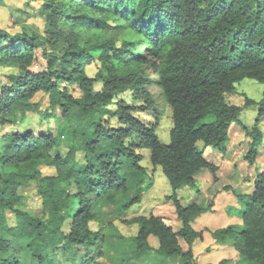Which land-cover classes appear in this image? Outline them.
<instances>
[{
	"label": "trees",
	"instance_id": "trees-1",
	"mask_svg": "<svg viewBox=\"0 0 264 264\" xmlns=\"http://www.w3.org/2000/svg\"><path fill=\"white\" fill-rule=\"evenodd\" d=\"M42 2L43 33L0 28V62L17 69L1 87L0 125L19 124L38 111L32 99L44 92L52 111L62 109L74 145L63 156L51 135L0 136V264H102L96 257L104 254V237L91 226L100 221L96 203H124L128 210L142 201L151 181L142 164L144 148L170 182L167 200L181 226L175 229L170 218L154 213L132 219L138 225L131 237L134 252L146 255L147 264H161L165 257L197 264L194 242L203 234L192 222L209 207L184 205L177 192L195 186L203 169L219 180V166L205 150L224 152L231 126L242 124L240 115L250 106L257 107V117L250 128L242 124L249 141L244 158L251 166L257 162L264 90L260 101L245 96L236 104L228 97L239 93L236 84L244 78L264 85V0ZM39 58L46 71H30ZM94 61L98 68L91 76L87 67ZM153 83L171 108L169 143L157 133L158 117L147 124L136 115L155 107ZM126 92L143 105L129 104L122 97ZM42 165L55 173L44 175ZM257 173L252 193L239 195L242 224L212 233L217 244H232L248 264H264V170ZM32 183L48 210L46 220L19 208L25 200L20 189ZM6 210L15 213V232L7 228Z\"/></svg>",
	"mask_w": 264,
	"mask_h": 264
},
{
	"label": "rangeland",
	"instance_id": "rangeland-1",
	"mask_svg": "<svg viewBox=\"0 0 264 264\" xmlns=\"http://www.w3.org/2000/svg\"><path fill=\"white\" fill-rule=\"evenodd\" d=\"M42 4V0H0V28H4L11 33L21 32L25 29H31L30 33L33 31L43 33L46 28L44 15L41 12ZM97 68L98 63L94 61L87 67L88 74L94 76ZM16 70L14 66L2 65L0 62V91L2 85L7 82L8 75ZM29 70L35 73L46 71L44 60L39 58ZM236 87L239 93L228 97L231 103L242 104L245 96L257 101L263 98L264 85L256 79L244 78L236 84ZM97 88H100L99 84ZM150 89L153 91L155 107L138 112L136 115L147 124H153L158 117L159 126L157 133L162 141L169 143L170 130L173 127L171 108L165 103L155 83L151 85ZM71 91L75 95L80 94L79 90L73 87ZM122 97L129 104L143 105L144 103L142 100L136 99L131 92L124 93ZM32 101L37 103L38 111L28 112L19 124L0 125V136L17 133L21 135L31 133L35 136L42 134L51 135L57 137L59 141L57 152L65 156L69 148L74 145V140L64 124L62 109L58 108L56 111H52L50 97L44 92H38ZM40 111L53 112V114L44 118ZM256 117L257 107L250 106L244 108L240 115V120L242 124L250 128L254 124ZM112 123L116 124V121L113 120ZM242 124L234 122L233 126H231L229 131L230 139L225 143L224 152L213 147H208L205 150L207 159L219 166V174L221 173V177L217 180L219 182L213 186V181L212 183L209 181L211 184L204 187L203 185L206 184V181L201 177V180L196 181L195 186L187 185L177 192L179 199L184 205L190 204L193 202L191 200L197 197V202L204 207H209L208 210L192 222L194 229L202 231L203 234L202 238H198L194 242L197 264H248V262L240 258L232 244L219 245L212 234L218 228L227 227L232 225V223L236 225V218L238 219V216L241 217L240 207L242 206V201L239 200V195L252 193L257 172L264 166V139L259 147L258 156L261 157L257 168L254 167L257 162L251 166L244 158L248 151L249 143L247 139L239 135V131H244ZM260 128L264 133V119L260 124ZM142 152L144 153L142 164L149 168L148 175L151 180L148 182V178L146 179L145 183L148 182V188L143 193L142 201L128 210L123 209L124 203L122 205H113L104 199L96 203L94 211L100 215V221L92 222L91 226L94 229H101L104 237L101 245L104 254L101 258L96 257L102 264L148 263L147 261L150 259H146V255L138 256L135 254V245L131 240V237L137 234L138 231V225L131 222V220L140 215H149L151 213L165 215L170 218V221L172 220L175 229L181 226V222L176 217L172 200H167V197L173 193L168 178L160 166L153 168L149 149L144 148ZM52 153L55 154V152ZM41 168L44 175H53L55 173L54 167L42 165ZM206 171L211 174L210 169H204L205 173H207ZM34 185L32 183L20 189L19 192L25 197V200L19 205V208L35 217L46 220L48 219V210L45 209L42 198ZM218 187L219 190L216 191ZM67 188L74 187L67 185ZM135 191H131V196L135 195ZM216 192H218V195L215 194ZM192 193L196 194V197H192ZM126 201L129 202L130 199ZM224 205H226V211H223ZM6 214L7 228L11 232H15L17 227L15 213L6 210ZM70 225L71 219H68L64 225V230L67 233L70 231ZM238 225H241V223ZM152 253L150 252V254ZM159 257L161 256L159 255ZM165 258L167 259V257ZM166 259L163 260L161 258L160 263L167 264L171 262L170 264H178L177 260L169 261L171 258H168L167 261ZM156 263L159 262L156 261Z\"/></svg>",
	"mask_w": 264,
	"mask_h": 264
},
{
	"label": "crops",
	"instance_id": "crops-1",
	"mask_svg": "<svg viewBox=\"0 0 264 264\" xmlns=\"http://www.w3.org/2000/svg\"><path fill=\"white\" fill-rule=\"evenodd\" d=\"M232 126H233V125H232ZM239 132L241 133V134L239 133V135H241L240 137L245 138V132H244V131H239ZM237 137H238V135H237ZM248 143H249V141H248ZM260 157H261V156H258L257 164L254 166L255 168H257V166H258V164H259ZM263 165H264V163H263ZM263 168H264V166H263L260 170L263 171ZM207 169H208V168H207ZM207 169H206V170H207ZM206 172H207V173L204 172V169L201 170V171L196 175V177H195L196 181L201 180L200 178L203 177V178H204L203 180L206 181V184L203 185L204 187H206L208 184H211L212 181H213V183H214L213 186L215 185V183H218V182H219V181H215V180H214L212 172H211L212 175H211L210 173H208V171H206ZM204 175H205V176H204ZM209 181H210L211 183H210ZM218 190H219V187L216 189V191H218ZM217 193H218V192H216L215 194H217ZM191 195H192V197H196V194H194V193H192ZM217 195H218V194H217ZM213 196H214V195H213ZM196 199H197V197H196V198H193L191 201L194 202V201H196ZM236 200H237V199H236ZM239 200H240V199H239ZM213 201H214V200H213ZM238 204H239V202H238ZM214 205H215V204H214ZM213 207H214V206H213ZM223 207H224L223 211H226V205H224ZM240 208H241V207H240ZM235 222H236V224H240V223L242 224L243 221H242V218L238 216V219L236 218V221H235ZM238 222H240V223H238ZM232 224H233V223H232Z\"/></svg>",
	"mask_w": 264,
	"mask_h": 264
}]
</instances>
